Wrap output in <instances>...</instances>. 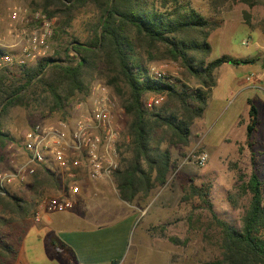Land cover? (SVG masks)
I'll use <instances>...</instances> for the list:
<instances>
[{"label": "trees", "instance_id": "obj_1", "mask_svg": "<svg viewBox=\"0 0 264 264\" xmlns=\"http://www.w3.org/2000/svg\"><path fill=\"white\" fill-rule=\"evenodd\" d=\"M231 1L210 0L209 4L210 8L215 9ZM239 1L252 6L260 4L262 0ZM86 5H92L96 10L95 26L86 41L67 43L63 48L64 60L39 58L30 66H21L17 76L9 72L6 65L0 68V150L12 140L9 133L2 130L1 122L10 109L33 111L41 118L56 115V119L64 120L70 116V104L83 102L89 82L103 76L106 71L113 75L106 81L108 86L115 89V82L120 78L127 89L126 97L120 102L127 118V142L118 146L119 164L112 179L118 199L130 204L136 198L146 199L152 189L166 184L170 158L168 150L161 149L160 144L176 146L187 143L190 126L194 119L201 117L208 94L214 86L213 71L222 64H244L247 60L221 56L202 65L200 60L188 54L189 51L204 55L208 53L206 39L217 24L205 19L183 0H43L42 12L49 19L62 10L68 18L71 11ZM49 7L54 10L48 11ZM54 32V36L63 33L59 29ZM130 34L148 50H156L157 44L163 45L165 56L178 61L185 72L198 81L200 90L189 92L183 86L178 91L172 84L150 80L145 67L132 59L134 45ZM67 52L73 53L72 60L66 55ZM0 55L5 53L0 51ZM161 92L167 95L172 105L153 111L145 110L142 106L144 95ZM246 104L248 122L245 125V145L250 147L256 125V110L248 100ZM49 183L57 185L54 175L42 170L21 186L28 185L34 196L39 186L46 188ZM208 187L205 184L201 187L190 185L189 193L181 198L184 201L188 197H197L209 210L213 225L219 231V258L205 264H264L261 181L250 173L243 184L247 206L238 229L213 214L207 200ZM31 200L26 201L8 193L0 196V212L4 215L0 222L4 226L16 224L9 227L17 231V246L30 225L26 216L28 208L30 210L33 206L30 205ZM146 232L150 238H165L164 228L160 226H151ZM7 239L6 234L0 233V264L7 259L14 260L16 254ZM165 239L171 245L179 243L172 237ZM47 244L58 252L70 254L69 248L53 234L48 236Z\"/></svg>", "mask_w": 264, "mask_h": 264}, {"label": "rangeland", "instance_id": "obj_2", "mask_svg": "<svg viewBox=\"0 0 264 264\" xmlns=\"http://www.w3.org/2000/svg\"><path fill=\"white\" fill-rule=\"evenodd\" d=\"M183 1L188 2L190 7L205 19L217 24L206 39L209 47L208 53L204 55L198 51H189L188 54L197 61L200 60L202 65L221 56L240 61L247 60V63L222 64L213 71L214 86L208 94L201 117L194 119L190 126L189 138L185 145L160 144L161 149L168 150L170 158V169L164 186L152 189L146 199L136 198L127 205L116 200L117 193L113 179L107 184L112 186L104 189L96 186V208L113 210L112 202H117L118 211L125 213L139 209L137 214H142L141 217H133L126 235L125 249L118 258H112L113 262L109 264H205L218 259L220 236L218 229L213 225L209 210L200 203L197 197L181 200L189 193L190 185L196 187L209 185L207 200L211 204L213 214L236 229L240 226L241 216L247 206V194H244L242 189L250 173H254L261 181L264 198V24L262 23L264 0L252 6L245 5L239 0H233L215 9L210 8V0ZM12 7L23 8L30 14L35 11L39 12L49 22L50 36L43 42V47H40L43 54L36 60L44 57L64 60L63 48L67 43L74 40L86 41L97 19L96 10L92 5L71 11L67 15L68 18L61 10L48 19L42 12L43 0H0V33L5 42L11 39V36L7 34L9 29L7 28L6 10ZM47 10L54 9L49 7ZM14 28L17 31L19 26L14 25ZM26 29L38 32L39 24H29ZM58 29L63 33L54 36V31ZM129 37L134 45L132 59L138 65L145 69L150 65L162 67L164 74L172 79V85L178 91L183 86L189 92L200 90L198 81L189 76L178 61L165 56L163 45L157 44L156 50H148L144 44L135 41L133 35L130 34ZM244 41H247L246 45H242ZM56 53L58 55H55ZM10 54L14 56L13 53ZM66 55L72 60L73 53L67 52ZM18 60L13 58L12 62L6 65L7 70L16 76L21 66H30L36 62V60L25 59L23 65H19ZM248 74L254 76L255 85L253 87L245 84L243 80ZM112 76L104 71L103 76L93 78L89 82L88 92L94 83H100L116 97L120 105L121 100L126 97L127 89L120 78L115 82L117 92L112 86H108L106 81ZM151 94L153 93L144 95L142 106L143 100ZM247 100L256 110V125L250 138V147L245 145V125L248 122ZM77 104H70V113ZM171 105L172 102L168 101L166 95L165 101L152 111L162 107L169 108ZM56 118H58L56 115L41 118L37 113L21 108L10 109L1 122L2 130L8 132L12 140L3 150H0V169L5 165L27 128L34 123ZM118 122L121 126L119 144L126 143L127 118L123 109ZM193 150L204 151L207 154L208 159L202 167L185 161V157ZM54 180L57 182L56 186L52 185L53 183H49L46 188L39 186L34 196L28 185L8 187L9 195H16L26 201L32 199L30 202V205H33L32 209L28 208L26 216V221L30 224L28 238L33 237L36 230V226H33L31 221V210L34 209L39 198L43 195L59 194L62 189L60 180L55 176ZM82 187L87 188L86 185ZM88 193L92 198V190ZM22 205L25 206L23 203ZM2 217L4 215L0 212V218ZM15 225L13 223L9 226ZM9 226H4L0 222V233L7 235L8 244L16 250L17 231ZM151 226L163 227L165 238H175L179 243L171 247L160 248L158 251L155 249L135 250V239L144 227L148 229ZM143 236L145 238V235ZM165 238L159 241L168 242ZM52 250L63 258L68 255V253H61L53 248ZM9 263L10 259H7L4 264ZM46 264H55V262ZM72 264L76 263L73 261Z\"/></svg>", "mask_w": 264, "mask_h": 264}, {"label": "built area", "instance_id": "obj_3", "mask_svg": "<svg viewBox=\"0 0 264 264\" xmlns=\"http://www.w3.org/2000/svg\"><path fill=\"white\" fill-rule=\"evenodd\" d=\"M7 34L5 42L0 33V68L9 65L13 58L34 61L43 51V42L50 36L49 22L39 12L28 13L20 7L6 10ZM39 24L37 31H28L29 24ZM14 25L19 26L16 31ZM247 41L242 42L246 45ZM10 51V52H9ZM13 53L14 56H12ZM150 80L172 84L162 67L150 65L146 68ZM248 86H254L253 74L244 77ZM165 93L148 95L143 108L151 111L165 101ZM122 113L115 96L102 84L94 83L82 103L72 109L64 120L37 122L27 128L19 143L0 169V196H4L11 185H23L37 171L47 170L61 182L62 189L56 195H43L31 212V221L37 224L44 213H62L69 210L73 200L79 196L83 184L93 186L92 197H96V186L111 183L118 168L121 126L118 117ZM208 157L204 151H191L185 161L202 167Z\"/></svg>", "mask_w": 264, "mask_h": 264}, {"label": "crops", "instance_id": "obj_4", "mask_svg": "<svg viewBox=\"0 0 264 264\" xmlns=\"http://www.w3.org/2000/svg\"><path fill=\"white\" fill-rule=\"evenodd\" d=\"M102 184L98 186L103 189L112 186ZM84 185L87 188H83ZM82 186L79 196L73 200L72 207L66 213L42 214L40 222L33 223L36 230L31 238H28L30 227L27 229L16 247L14 260L9 264H72L73 261L76 264H109L113 262L112 258L122 254L132 219L142 214H137L139 209L125 213L118 211L117 202H112L113 210L96 208V197L91 198L88 193L93 186L89 183ZM116 200L127 205L118 197ZM145 230L147 228L144 227L135 239V250L158 251L172 246L168 242L159 241L161 239L150 238ZM50 234L69 248L70 254L67 257L63 258L49 247L47 239Z\"/></svg>", "mask_w": 264, "mask_h": 264}]
</instances>
